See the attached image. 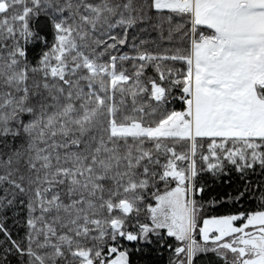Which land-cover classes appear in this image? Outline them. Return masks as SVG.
Here are the masks:
<instances>
[{"label": "snow or ice", "instance_id": "obj_1", "mask_svg": "<svg viewBox=\"0 0 264 264\" xmlns=\"http://www.w3.org/2000/svg\"><path fill=\"white\" fill-rule=\"evenodd\" d=\"M0 264H264V0H0Z\"/></svg>", "mask_w": 264, "mask_h": 264}]
</instances>
